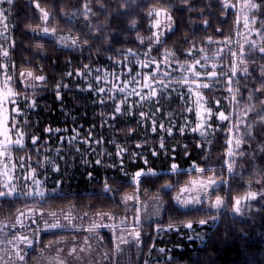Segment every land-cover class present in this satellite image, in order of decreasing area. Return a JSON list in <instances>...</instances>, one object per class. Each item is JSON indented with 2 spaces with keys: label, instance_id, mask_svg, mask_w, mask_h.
Segmentation results:
<instances>
[{
  "label": "trees",
  "instance_id": "16d2710c",
  "mask_svg": "<svg viewBox=\"0 0 264 264\" xmlns=\"http://www.w3.org/2000/svg\"><path fill=\"white\" fill-rule=\"evenodd\" d=\"M252 1L259 7L252 10L251 16L264 34V0ZM240 2H1L10 15L8 55L13 70V88L18 95L16 121L21 131L27 138H44L53 128L98 131L102 144L111 151L110 159L93 158L76 164L59 162L58 171L54 172L61 180L59 192L33 200L24 196L0 198V221L19 220L9 226L17 231H11L14 240L20 241L18 232L24 230L30 231L32 236V244L23 249L22 264H33L38 252L59 239L85 234L83 230L71 228L48 227L42 230L41 221L33 220L30 210L120 215L124 211V199L130 194L157 196L164 204L155 219L134 221L133 225L137 227L134 233L139 232V237L129 236L127 240L123 235L119 239V234L115 233L118 228L114 231L110 225L96 232L97 238L90 237L98 241L109 264H264V196L247 198L250 192L264 193V123L259 122V116L264 115V104H261L264 92L257 91L264 86V52L259 51L264 47V38L256 46H246V53L239 56ZM226 3L231 6L225 7ZM41 9L49 13L46 21L42 19ZM155 9L171 17L172 27L159 41L152 39L141 43V38H151L152 15L149 13ZM44 28L49 31L45 33ZM211 42H230L231 52L238 53V56L232 53L229 56L235 68L232 93L224 101L230 117L207 142L196 133L177 128L159 137L148 126L141 127L133 117L118 116L114 125L106 128L101 124V110L91 103L92 92L81 90L73 83L78 71L85 66L96 68L107 60H120L126 52L146 51L155 57L167 52L177 61L184 62L191 48ZM29 72L32 76H27ZM39 76L45 79H34ZM57 85H61L60 99H57ZM203 92L213 99L212 88H204ZM33 103L35 107H30ZM241 107L245 109L243 123L238 127L241 146L229 155L232 132L238 129L236 111ZM118 149L123 150L121 156L117 154ZM19 151L35 156V152L26 146ZM229 164L232 171L228 170ZM172 165L177 166L176 170H172ZM141 169L145 172L151 169L155 174L142 176L137 184L132 177ZM196 178L216 181L208 197L214 204L220 197L223 203L219 207L207 206L208 197L190 207L176 203L174 196ZM105 184L109 190L105 189ZM237 199L241 200L239 212L234 210ZM36 220L40 225H36ZM200 220L207 223L200 224ZM20 221L29 224L21 228ZM188 223L193 229L184 226ZM192 233L199 237L191 236Z\"/></svg>",
  "mask_w": 264,
  "mask_h": 264
},
{
  "label": "rangeland",
  "instance_id": "374dc122",
  "mask_svg": "<svg viewBox=\"0 0 264 264\" xmlns=\"http://www.w3.org/2000/svg\"><path fill=\"white\" fill-rule=\"evenodd\" d=\"M248 3L254 2L252 0H241L240 2L239 15L242 28L238 35L239 56L246 53V46H256L262 43L264 38L261 29L256 26L255 18L251 16L254 8L249 10ZM0 8L5 10L4 18L0 19V152L3 153L0 155V191L13 190L11 196L2 197L24 196L33 200L62 189L61 180L57 179L54 174L58 171L59 162L76 164L93 158H97L96 160L100 157L110 159L111 151L102 144L103 141L99 139L98 131L90 132L88 129L70 131L53 128L47 131V136L44 138L35 136L27 138L24 135L16 121L19 114L15 105L18 95L13 88V70L8 55L11 45L10 15L1 2ZM155 10L159 11L160 15H157L156 11L152 12L151 38H141V43L150 42L152 39L157 41V37L160 40L162 35L172 27L171 17L160 9ZM246 18L247 27L244 26ZM50 35L52 36L53 33ZM231 50L230 42L203 44L199 48H191L188 51V59L184 62L177 61L172 55H167L169 54L167 52H161L156 57L146 51L126 52V56L120 60H107L99 67H86L79 70L78 77L73 83L81 90L92 92L91 103L96 104L101 110V124H105L106 128L113 126L114 119L118 116L133 117L141 127L148 126L159 137H163L165 132L170 134L177 128L180 131L196 133L199 138L207 142L221 123L230 117L226 112L224 101L232 93L233 67L229 60ZM4 52H7V56L3 55ZM153 76L155 79H152ZM24 78L22 76V81L25 83ZM203 84H208V88L213 89V99H209L204 94V88L200 87ZM120 88L124 91H119ZM98 89H104V91L101 92ZM150 90H155L156 95L149 97ZM129 93L133 94L129 95ZM142 96L146 98L141 99ZM125 100L126 102L121 103ZM117 105L121 108L120 113H115ZM244 110L243 107L237 108L236 129L243 123ZM220 113L228 119L221 120ZM153 127L156 131H153ZM21 132L23 133L22 144H17L15 141L20 139L18 133ZM240 137L239 128L236 132H232V153L239 149L235 142ZM33 138H36L35 144ZM98 141H101L99 146ZM5 143L8 145L6 150L4 149ZM25 146L32 149L35 156L20 153L19 150ZM117 154L121 156L122 152L118 149ZM133 177L132 181H134ZM208 182L204 178H196L187 183L174 196L176 203L183 207H190L197 203L185 205L178 202L176 198L189 201L206 199L214 186L213 184L206 191L202 190L203 185H207ZM127 197L132 198L124 199V211L120 215L112 213L80 215L69 210L46 212L39 208L30 210L29 214L32 219L41 221L43 226H40V229L42 230L50 227L85 231L82 237L59 239L48 245L38 252L33 264H109L98 241L90 237L97 238L96 232L109 228L108 225L114 231L118 228L115 233L119 234V239L123 235L127 240L129 236L130 238L135 237L134 231L137 227L133 225L134 221L147 222L155 219L160 215L164 204L163 199L157 196L143 197L130 194ZM206 205L214 207L209 197ZM83 218L87 221H83ZM14 222H19V220L16 219ZM14 222L0 221V264L23 263L20 256L23 255V249L27 248V244L14 240L11 231L15 228L9 227ZM20 222L23 224L21 228L29 224L27 221ZM36 222V225H40L39 221L36 220ZM52 225L56 226L52 227ZM125 230L130 231L125 232ZM14 232H17L16 229ZM29 232L24 230L18 234L19 237L23 236L33 241ZM191 236L199 237L195 233ZM72 249L76 251L72 252Z\"/></svg>",
  "mask_w": 264,
  "mask_h": 264
},
{
  "label": "snow or ice",
  "instance_id": "6c2138e0",
  "mask_svg": "<svg viewBox=\"0 0 264 264\" xmlns=\"http://www.w3.org/2000/svg\"><path fill=\"white\" fill-rule=\"evenodd\" d=\"M0 2H3V0H0ZM6 2H7L8 4H11V3H12V0H6ZM230 6H231V5H228L227 3L225 4V7H230ZM37 7H38V5H37ZM247 7L249 8V10H251L252 8H257V7H259V5L255 4V3H248V4H247ZM4 11H5L4 9L0 8V19H3V18H4V16H3ZM153 11H156V10H153ZM41 12L43 13L42 19L46 21V20L48 19V17H49V13L46 12V11H44L43 9H41ZM156 14H157V15H160V12H159V11H156ZM149 15H152V12H150ZM253 22H255V21H253ZM205 23H207V22H205ZM157 24H159V21H157ZM244 26H245V27L248 26V20H247V18L245 19V24H244ZM43 31H44L45 33H47L49 30H48L47 28H44ZM157 41H159V37H157ZM245 42H247V41H245ZM73 43H76V41H73ZM253 43H254V42H253ZM259 51L264 52V47H261V48L259 49ZM3 55L7 56V52H4ZM167 55H172V54L169 53V54H167ZM167 55H166V59H167ZM232 55H233V56H238V53H235V52H234ZM152 63H155V61H152ZM197 63H199V62L197 61ZM85 67H87V66H85ZM213 68H215V65H213ZM244 71H247V69L245 68ZM232 74L235 75V68H233V70H232ZM68 75H72V73H68ZM196 75H199V73H196ZM212 75H215V73H212ZM262 75H264V72H262ZM21 76H24V74L21 73ZM27 76H32V73H31V72L27 73ZM34 79H38V80L43 81V80L45 79V77H44V76H39V77H34ZM152 79H155V77L153 76ZM5 84H7V80H5ZM145 86L148 87L149 85H145ZM56 87H57V99H60L59 89L61 88V85H57ZM200 87H202V88H208L209 85H208V84H203V85H200ZM230 90H231V89H230ZM98 91L103 92L104 89H98ZM109 91H111V89H110ZM119 91L123 92L124 89H123V88H120ZM134 91H135V90H133V92H134ZM257 91L264 92V86H262L261 89H257ZM131 94H133V93H129V95H131ZM154 95H156L155 90H150V92H149V97H150V96H154ZM145 98H146V97H143V96L141 97V99H145ZM101 102L103 103V101H101ZM124 102H126V100H125V101H121V103H124ZM261 104H264V101H261ZM30 107H35V104H34V103L31 104ZM249 110H250V111H254V109H249ZM120 112H121V108H120L119 105H117L116 108H115V113H120ZM141 115H143V113H141ZM219 118H220L221 120H226V119H228V117L225 116L223 113H220ZM259 122L264 123V115H260V116H259ZM249 128H251V125H249ZM49 131H50V130H49ZM57 131H58V130H57ZM153 131H156V128H155V127H153ZM169 131H170V130H169ZM201 134L203 135V132H202ZM18 136L20 137V139H18L17 141H15V143H17V144H22L23 133H22V132H21V133H18ZM33 143H34V144L36 143V138H33ZM229 143H231V141H229ZM235 144H236V147L239 148V147H240V144H241V139H237L236 142H235ZM7 146H8L7 143H5V144H4V149H5V150L7 149ZM138 147H139V145H138ZM161 147H163V144H161ZM122 151H123V150H121V152H122ZM2 154H3V153L0 152V155H2ZM118 154H119V153H118ZM155 154H156V153H153V155H155ZM229 155H233V153H232V151H231V148L229 149ZM97 163H100V161H97ZM146 163H147V161L145 160V164H146ZM176 167H177L176 165H172V170H176ZM228 170H229V171H232V166H231V164H229V166H228ZM201 171H202V170H201ZM33 172H34V170H33ZM150 174H151V175H154L155 173H154L151 169H149L148 172H145L143 169H141L140 171H138V172L135 173V175H134V177H133V180H134L137 184H139V183H140V178H141L142 176H146V175H150ZM34 182H37V181H34ZM215 183H216L215 180H209V182H208L207 185H203L202 190H205V191H206L208 187L212 186V185L215 184ZM105 189H106V190H109L107 184H105ZM12 194H13V190H9V191H7V192L0 191V197H2V196H6V195H7V196H11ZM41 195H42V193H41ZM257 195L264 196V193H254V192H250V193H248V197H247V198H249V199H255V198L257 197ZM131 198H132V197H126V199H131ZM176 199H177L178 202L183 203V204H185V205L188 204V203H200L199 199H193L192 201H189V200H180L179 197H177ZM222 203H223L222 199H221L220 197H217V198H216V201H215V204H214L213 206H214V207H219ZM235 204H236V207L234 208V210H235L236 212H239V211H240L241 200H240V199H237V200L235 201ZM199 223H200V224H205V223H207V221H206V220H200ZM55 226H56V225H52V227H55ZM184 226H185V227H188V228H192V224H191V223H188V224H186V225H184ZM169 227L171 228L172 226L170 225ZM135 235H136L137 237H139L140 233H139V232H136ZM19 240H20L21 242L25 243V244H28V245H31V244H32V241H31V240H29V239H27L26 237H23V236H22V237H19ZM75 251H76L75 249H72V252H75ZM23 258H24L23 255H21V256H20V259L23 260Z\"/></svg>",
  "mask_w": 264,
  "mask_h": 264
}]
</instances>
